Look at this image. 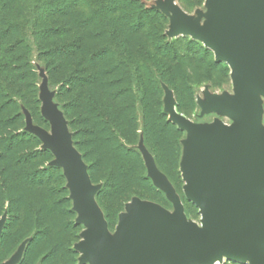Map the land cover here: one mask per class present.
Masks as SVG:
<instances>
[{
	"label": "rangeland",
	"instance_id": "rangeland-1",
	"mask_svg": "<svg viewBox=\"0 0 264 264\" xmlns=\"http://www.w3.org/2000/svg\"><path fill=\"white\" fill-rule=\"evenodd\" d=\"M143 1L167 18L163 27L166 41L185 55L189 54L187 51L193 43L202 45L212 52L213 60L228 65V75L223 73L216 81L208 76L201 78L205 70L186 63L185 70L191 76V81H187L191 95L182 97L179 105L174 88L160 80L161 114L157 118L149 115L148 120L136 97L122 95L117 106L119 109L125 106L122 123L126 138H119L121 148L119 152H112L106 145L93 146L82 130L79 137L75 135L81 124L75 126L67 117L64 102L59 97L60 84L51 82L46 63L33 46L31 63L37 74L41 117L35 119L23 103L20 109L25 121L23 129L38 139L39 149L49 154H42L38 160L46 169L41 173L44 183L37 174L31 182L11 183L4 192L5 188L0 185V264H92L86 259L83 244L93 226L84 220L78 207L71 170L57 147L61 140L83 167L92 187L91 201L106 223L109 238L115 236L122 217L129 214L135 203L156 206L173 220L181 217L194 233L205 234L199 208L188 198L182 176L188 133L178 126L173 111L201 130L217 122L238 125L239 119L227 111L222 102H232L237 97L239 77L233 67L200 39L174 30L169 4L182 9L190 21L205 26L210 20L209 0L202 3L197 0ZM257 1L264 10V0ZM140 38L137 32L130 35L131 43L143 39ZM252 94L258 109L259 131L264 135V95L256 89ZM138 170L147 182L146 190L137 185ZM261 199L263 205L256 207L257 216L264 219V194ZM219 264L235 263L224 260Z\"/></svg>",
	"mask_w": 264,
	"mask_h": 264
},
{
	"label": "trees",
	"instance_id": "trees-1",
	"mask_svg": "<svg viewBox=\"0 0 264 264\" xmlns=\"http://www.w3.org/2000/svg\"><path fill=\"white\" fill-rule=\"evenodd\" d=\"M166 22L143 0H0L3 192L18 180H35L37 174L44 183L41 173L46 169L38 160L48 152L39 149L38 139L23 129L20 109L23 103L35 119L41 117L37 74L31 63L33 46L46 63L51 82L60 84L67 117L75 126L81 124L75 135L83 131L93 146L106 145L112 152H119V138H126L125 106H117L122 95L136 97L148 120L149 115L161 114L160 80L174 88L179 105L182 97L191 95L187 86L191 76L185 70L189 62L205 70L201 78L216 81L223 73L228 75V65L213 60L212 52L198 43L191 45L189 54H181L166 41ZM133 32L143 39L131 43ZM136 177L138 187L146 190L139 170Z\"/></svg>",
	"mask_w": 264,
	"mask_h": 264
},
{
	"label": "water",
	"instance_id": "water-1",
	"mask_svg": "<svg viewBox=\"0 0 264 264\" xmlns=\"http://www.w3.org/2000/svg\"><path fill=\"white\" fill-rule=\"evenodd\" d=\"M209 2L210 20L205 26L190 21L182 9L169 4L174 30L204 39L239 77L237 97L222 102L239 119L236 126L217 122L201 130L172 110L178 126L188 133L182 176L188 198L202 216L204 238L181 217L173 220L156 206L141 203L130 207L115 236L109 238L106 223L91 201L92 187L83 167L61 140L57 147L71 170L78 207L93 226L83 244L92 264H213L225 256L264 264V219L257 216L256 208L263 205L264 141L259 137L252 94L256 89L264 95V43L248 28L240 6L252 18L257 13L264 17V10L257 0ZM242 79L249 84L248 92Z\"/></svg>",
	"mask_w": 264,
	"mask_h": 264
},
{
	"label": "bare ground",
	"instance_id": "bare-ground-1",
	"mask_svg": "<svg viewBox=\"0 0 264 264\" xmlns=\"http://www.w3.org/2000/svg\"><path fill=\"white\" fill-rule=\"evenodd\" d=\"M254 1L255 0H250V2H252V3ZM240 7H241L242 14H243V18H244L248 28L250 29L252 34L255 35V37H257V39H259L261 42L264 43V17L261 14L257 13L256 16L252 18L246 13V11L244 10V6L243 5H241ZM201 41L205 45H207V43H206V41L204 39H201ZM242 83H243V85L245 87V90L248 92L249 84H247L243 79H242ZM180 117L182 118L183 121L187 120L184 116H180ZM224 126H227V125L224 124ZM259 137L264 141V135H259ZM62 151H63L64 154H67V152H66L64 147H62ZM190 233H191V231H190ZM198 237L200 239L204 238V236L202 234H199ZM229 259L232 260V261H235V262H240L241 261L239 258H229L228 256H225L223 258H218L215 262H213V264H219V263L223 262L224 260H229ZM248 262L250 264H254L252 260H248Z\"/></svg>",
	"mask_w": 264,
	"mask_h": 264
}]
</instances>
